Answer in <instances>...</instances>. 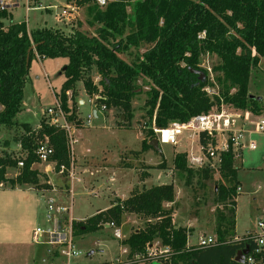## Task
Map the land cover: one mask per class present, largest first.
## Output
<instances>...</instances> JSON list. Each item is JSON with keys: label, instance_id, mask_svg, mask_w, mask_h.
<instances>
[{"label": "trees", "instance_id": "1", "mask_svg": "<svg viewBox=\"0 0 264 264\" xmlns=\"http://www.w3.org/2000/svg\"><path fill=\"white\" fill-rule=\"evenodd\" d=\"M71 1L87 7L90 24H97L95 34L87 35L79 29L66 33L46 25L28 30L25 21H13L7 7H0V129L21 127L17 141L25 153L15 158L3 152L0 184L8 183L11 188L41 186V173L32 164L37 162L35 148L44 139L53 148L50 161L55 170L70 165L68 138L62 128L44 118L37 128L15 121L22 109L23 88L33 57L67 59L56 98L68 121L78 126L81 121L69 104L77 82L82 83L90 97H95V104L119 108L123 116L130 118L132 101L142 90L137 81L142 79L148 86L141 108L147 116L142 150L152 147L149 141L155 137L153 127L185 122L213 106L223 104L255 115L262 112V99L251 96L248 82L252 69L264 57V0H135L131 13L127 12L129 3L125 0H109L104 6L98 0ZM125 30L128 33L124 35ZM146 44L150 46L136 60L127 61L120 56L129 46L139 48ZM31 45L35 47L28 52ZM207 54L217 58L210 70L200 66L201 56ZM192 70L201 71L204 76ZM214 86L217 92L209 94L206 89ZM67 91H71L69 98ZM207 141L206 134L200 133L199 143ZM219 159L220 180L215 182L214 200L216 205L231 207L217 212L216 244L205 248L187 245V229L173 222L172 182L134 186L126 198L115 197L108 208L74 221L73 233L97 231L109 222L117 226L124 215L134 214L143 226L132 230L122 241L128 257L144 253L147 246L159 241L169 247L170 254L155 263L242 264L234 258L250 241L246 238L249 233L240 239L233 235L237 159L231 147L219 152ZM19 160L23 165L15 177H7V169L16 167ZM172 163L188 177L194 173L206 179L212 177L213 166L190 167L185 152L175 153ZM57 257L54 251L44 264H53L52 259Z\"/></svg>", "mask_w": 264, "mask_h": 264}, {"label": "rangeland", "instance_id": "2", "mask_svg": "<svg viewBox=\"0 0 264 264\" xmlns=\"http://www.w3.org/2000/svg\"><path fill=\"white\" fill-rule=\"evenodd\" d=\"M65 1L37 0V3L43 6L50 4L55 5V8L30 9L26 12L25 0H3L10 4L7 5V10L11 11L13 21H26L28 30L46 25L62 29L66 33L79 29L87 35L95 34L97 24H90L91 19L85 5L78 6L68 19H59L58 13ZM108 1L104 0L98 4L104 6ZM134 1L125 0L129 3L127 12L131 13V4ZM15 2L17 4H14ZM126 33L127 30L124 35ZM118 39L119 36H116L115 41ZM149 46V44L139 48L129 46L126 51L120 53V56L127 61L136 60ZM66 62L67 59L64 57L42 60L32 58L23 88L22 109L15 117L16 122H26L32 128H37L43 118L50 123L47 109L55 108L56 94L60 92L64 80L62 69ZM216 62L217 58L214 55L207 54L200 58V66L206 69L211 68ZM251 74L248 91L252 95L262 97L264 104V57L260 58L258 66L252 69ZM137 84L142 90L132 101V115L129 118L123 116L119 108L102 110L100 105L94 103V96L90 97L84 91L82 83H76L75 94L70 99L72 103L69 104H72L74 114L80 119L81 125L68 121L63 112L67 123L74 128L72 138H68L69 156L72 155L75 176L71 187L73 220L86 219L97 210L107 208L115 196L125 198L134 186L142 185L141 183L150 186L173 182L176 185L177 197L172 205V208H175L174 221L192 222L194 232L192 243L197 241L201 232L214 235L218 210L229 207L216 205L214 200L213 190L217 189L215 182L220 180L217 163L214 162L212 177L208 179L195 173L188 177L173 167V156L177 152L201 154L198 138L195 135L189 138L187 132L178 136L175 145L158 143L160 151L152 147L142 150V140L147 137L145 135L147 116L141 108L148 86L142 79H139ZM206 91L209 94L216 93L217 87H209ZM66 95L69 98L71 91H67ZM93 109L96 110V116H93ZM88 115L91 116L89 123L86 121ZM259 115L264 117V107L260 114L251 115L245 121L243 126L245 134L241 141L239 156L236 157L238 167L236 180L239 190L234 204L233 235L237 237H242L251 230L257 231L256 220L264 214V131L258 130ZM13 128L0 129V156L3 152L15 158L25 156L17 141L22 131L21 127L16 125ZM218 139L221 142V137ZM250 142L254 144L252 149L248 147ZM32 167L41 173L38 182L41 186L11 188L8 183L0 184V264H44L52 258V253L47 254V251L54 248L46 243L34 242L32 230L37 227L44 230L52 229L46 215L47 203L51 199L57 204L68 205L71 182L68 172L59 173L52 162H34ZM83 167L92 170L81 172L77 170ZM67 168L69 169L70 165ZM147 168L150 174L145 178ZM18 171V166L8 168L6 176L15 177ZM76 176L80 181L76 180ZM49 189H55L57 193L48 192ZM132 220L122 221L116 226L122 235L121 239L113 236V228L106 223L97 231L73 233L79 255L72 259V263L154 264V261L145 255L146 250L132 257L127 256V247L122 241L134 228L143 226L142 220ZM90 251L92 253L88 255ZM52 260L53 264L61 262L60 257Z\"/></svg>", "mask_w": 264, "mask_h": 264}, {"label": "built area", "instance_id": "3", "mask_svg": "<svg viewBox=\"0 0 264 264\" xmlns=\"http://www.w3.org/2000/svg\"><path fill=\"white\" fill-rule=\"evenodd\" d=\"M66 0L65 4L61 6V10L58 13L59 19H68L72 15L73 11L78 7L73 1ZM99 3H103L104 0H98ZM17 3V2H15ZM14 3V4H15ZM26 12L30 9L43 8H55V5L43 6L41 3H37V0H25ZM8 3L0 0V7H7ZM26 22V21H25ZM207 70H210L208 68ZM95 98V97H94ZM104 110L105 106H101ZM47 114L49 116L50 124L59 126L62 128L67 138L71 139L74 133V128L69 125L64 117L63 110L60 106L58 99L56 98L55 108H48ZM251 115H255L248 110H239L231 106L223 104L213 106L209 111L195 115L189 118L185 122H170L165 128H155V138L158 143H170L175 145L178 142V136L183 132H187L188 137L196 136L199 141L200 133H205L208 141L205 144H200L201 154H193L186 152V161L190 167H201L204 165H211L214 167V162L219 164V152L227 150L229 147L234 151L235 157L239 156L240 148L242 146V139L245 134L244 123ZM260 116V115H259ZM91 116H87V123L90 122ZM258 130L264 131V117L260 116L257 123ZM221 137V142H219ZM213 139V142H212ZM215 140V142H214ZM249 148H254V144L250 142ZM37 162L49 163L51 156L53 155V148L44 139L39 141L34 151ZM72 155H70V168H66L61 165L58 168V172H68L70 182L74 180V165L72 164ZM213 160V161H212ZM53 163V162H52ZM23 161L17 162L18 168H21ZM68 205H61L53 202L51 199L47 203V219L52 225V229L46 230L39 227L33 229L32 240L36 243H46L54 248L58 253V257L61 258L59 264H73L72 259L79 255L75 247L73 240L74 234L72 229V223L74 222L71 217V204H72V188H69ZM109 227L113 228V236L117 239H121L122 235L116 225L113 222L107 223ZM257 231L250 232L246 237L250 241L249 252L244 257V264H264V214L256 220ZM44 237V239H41ZM240 239V238H235ZM216 244V238L211 234L201 233L197 237V241L192 243L191 246L199 248H205ZM170 254V249L167 246H163L159 241H155L146 248L145 255L156 261L158 259H167Z\"/></svg>", "mask_w": 264, "mask_h": 264}, {"label": "crops", "instance_id": "4", "mask_svg": "<svg viewBox=\"0 0 264 264\" xmlns=\"http://www.w3.org/2000/svg\"><path fill=\"white\" fill-rule=\"evenodd\" d=\"M12 4V3H11ZM15 4H17V3H15ZM8 5H10V4H8ZM16 7V6H15ZM12 8H14V7H12ZM11 8V9H12ZM9 12H11V11H9ZM12 14V13H11ZM36 58H38V57H36ZM38 59H40V60H42L41 58H38ZM252 75V74H251ZM45 76L47 77V74L45 73ZM255 95V94H254ZM262 98V97H261ZM80 103H81V101H79ZM96 114V113H95ZM93 116H96V115H93ZM186 153V152H185ZM72 162H73V159H72ZM74 165V164H73ZM122 166V165H121ZM122 167H124V166H122ZM77 168H80V166H77ZM149 168V167H148ZM148 168L146 169L147 170V173H146V176H145V178L146 177H148V175L150 174V172H149V170H148ZM79 172H81V170L82 171H85V170H92V169H90V168H86V167H83V168H81V169H77ZM90 173H92L91 171H90ZM76 180H79L80 181V179L76 176ZM74 182V180H72V182L70 183V186H69V188L70 187H72V183ZM173 183V182H172ZM137 184V183H136ZM174 184V183H173ZM30 189H33L32 187H29ZM174 188H175V200H174V202L173 203H171V207H172V205L175 203V201H176V185L174 184ZM37 190V189H36ZM50 190V189H49ZM53 190V189H52ZM52 190H50V191H48V192H54V193H57L56 192V190L54 191H52ZM238 190H239V186L237 187V192H238ZM38 191H40V190H38ZM42 192V191H41ZM42 193H44V192H42ZM60 193H62V192H60ZM60 193H58V194H60ZM116 197V196H115ZM126 198V197H125ZM120 199H124V198H120ZM111 205V204H110ZM109 205V206H110ZM108 206V207H109ZM107 207V208H108ZM106 209V208H105ZM173 209V222H175L176 224H177V226H182V227H185L186 229H187V245L188 246H190L191 244H192V242H191V238H192V236H193V227L191 226V223L192 222H190V223H184V222H182V221H174V216H175V208H172ZM104 210V209H103ZM99 211H101V210H97V212H99ZM96 212V213H97ZM46 215H47V211H46ZM71 217H72V215H71ZM129 219H133L132 221H135V219H139V218H137V216L136 215H134V214H126V215H124L123 216V219H122V221H127V220H129ZM125 222H123V224L125 223ZM139 228V227H138ZM134 229H137V228H134ZM133 229V230H134ZM33 231V230H32ZM250 232H255L254 230H251V231H248L247 233H250ZM201 233H204L205 234V232H201ZM243 237V236H242ZM242 237H237V236H234V238H242ZM51 247V246H50ZM55 250H52L51 248H49L48 249V251H47V254H50V253H52L53 254V252H54ZM38 264V263H37ZM39 264H41V263H39Z\"/></svg>", "mask_w": 264, "mask_h": 264}, {"label": "water", "instance_id": "5", "mask_svg": "<svg viewBox=\"0 0 264 264\" xmlns=\"http://www.w3.org/2000/svg\"><path fill=\"white\" fill-rule=\"evenodd\" d=\"M35 47V45H31L30 47H29V49H28V52L30 51V50H32L33 48ZM65 67H63V69H64ZM192 71H194V72H197V73H199V75L201 76V77H203L204 75H203V73L201 72V71H195V70H192ZM251 96H252V94H251ZM259 98H260V96H259ZM92 113H93V115H96L95 113H96V110L95 109H93L92 110ZM124 117L122 116V119H123ZM149 144L152 146V148L153 149H155L156 151H160L159 150V147H158V140L154 137V138H152L150 141H149ZM248 252H249V245L248 244H246L242 249H240V250H238L237 251V253H236V256H235V261H237V262H239V263H244V257H245V255H247L248 254ZM92 253V251H90L89 253H88V255H90ZM154 264H160V263H155L154 262Z\"/></svg>", "mask_w": 264, "mask_h": 264}]
</instances>
